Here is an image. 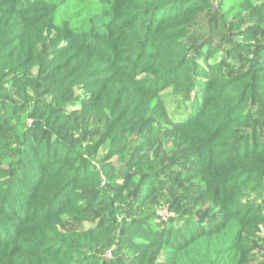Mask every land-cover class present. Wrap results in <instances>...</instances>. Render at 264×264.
<instances>
[{
  "label": "trees",
  "instance_id": "1",
  "mask_svg": "<svg viewBox=\"0 0 264 264\" xmlns=\"http://www.w3.org/2000/svg\"><path fill=\"white\" fill-rule=\"evenodd\" d=\"M263 3L0 0V264H256L264 201L242 197L264 191ZM167 89L195 93L188 116ZM161 140L209 217L148 206Z\"/></svg>",
  "mask_w": 264,
  "mask_h": 264
},
{
  "label": "rangeland",
  "instance_id": "2",
  "mask_svg": "<svg viewBox=\"0 0 264 264\" xmlns=\"http://www.w3.org/2000/svg\"><path fill=\"white\" fill-rule=\"evenodd\" d=\"M236 40H239V38L236 37ZM226 48L227 46L217 53L215 58L219 60L223 56ZM194 54L195 52L192 53V56ZM194 95L195 93L187 98L175 93L172 89H167L162 92L161 101L169 111L171 119L177 121L184 118V116H188ZM103 127V123L93 120L89 124H84L82 130L89 138L95 139L100 135ZM107 152L108 147H103L100 152V158L104 157ZM151 154L152 159L157 160L161 167L163 179L160 181V192L149 202L148 206H153L159 211V214L162 217H172L177 214H185L186 216L198 219L209 217L212 214V210L206 201L202 189L197 183L189 187L183 181V173L181 172L183 168L182 166L188 164L183 151L169 143L167 140H161V142H159V144L151 151ZM94 165L97 167V170H99L98 162ZM128 196L133 201L132 195L129 194ZM263 201L264 191L262 195L256 193L248 194L247 191L243 193L242 202L245 204L262 205ZM131 204L132 203L129 202L126 206L134 208ZM122 220H124V217ZM85 225L90 226L91 224L86 223ZM65 226L71 228L77 226V223H75L73 219L67 218ZM254 243L256 245V252L254 253L255 262L256 264H264V229ZM114 248L115 247L110 246L105 249L106 258H113Z\"/></svg>",
  "mask_w": 264,
  "mask_h": 264
}]
</instances>
